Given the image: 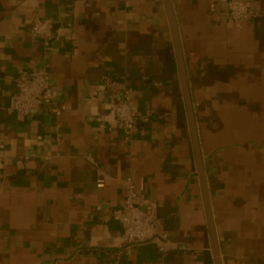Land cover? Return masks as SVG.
<instances>
[{
	"label": "crops",
	"instance_id": "crops-1",
	"mask_svg": "<svg viewBox=\"0 0 264 264\" xmlns=\"http://www.w3.org/2000/svg\"><path fill=\"white\" fill-rule=\"evenodd\" d=\"M172 1L223 257L264 264V0L242 28L227 0ZM34 11L54 21L50 51ZM44 65L54 103L8 112L19 72ZM106 75L133 89L138 131L117 127ZM131 176L167 237L117 256L108 209ZM0 264H214L163 0H0Z\"/></svg>",
	"mask_w": 264,
	"mask_h": 264
},
{
	"label": "built area",
	"instance_id": "built-area-1",
	"mask_svg": "<svg viewBox=\"0 0 264 264\" xmlns=\"http://www.w3.org/2000/svg\"><path fill=\"white\" fill-rule=\"evenodd\" d=\"M227 7L229 17L236 28H242L246 20L258 15L248 0H227ZM53 29L54 21L51 17L42 16L38 11L32 13L31 32L42 39L46 51L52 50L56 40ZM15 86L16 92L6 106L10 113L25 116L35 109L54 103L47 65L22 69L15 79ZM133 92L131 87H122L119 80L111 75L104 76L103 86L99 91L101 96L108 99L117 127L128 133L138 131L141 125L134 108ZM65 109V106H58L55 107V112L60 115ZM104 182V178L100 177L97 186L103 187ZM126 183L123 205L108 209L112 218L121 227L117 256L122 253L131 255L136 246L152 242L159 237H167L166 234H160L157 229V201L139 189L132 176L127 178ZM102 208L101 205H97L95 211L99 212ZM179 247L185 248L184 245ZM160 249L162 251L164 247Z\"/></svg>",
	"mask_w": 264,
	"mask_h": 264
},
{
	"label": "water",
	"instance_id": "water-1",
	"mask_svg": "<svg viewBox=\"0 0 264 264\" xmlns=\"http://www.w3.org/2000/svg\"><path fill=\"white\" fill-rule=\"evenodd\" d=\"M163 4L165 7V11H166V14H167V17L170 23V27H171V32H172L178 76H179L183 98L185 102L188 126H189L190 135H191L194 157H195V164H196V169H197L199 180H200V187H201V191L203 195L205 214H206V219H207V224H208V229H209L211 250H212L213 257H214V264H226V260L224 259L223 253L221 251V246H220L218 234H217V227H216L214 214H213L209 178H208L207 169H206L204 158H203V153H202V148H201V143H200V138H199V133H198L197 121H196V116H195L193 100L191 97L189 78H188L186 64H185V58H184V53H183L178 20H177L176 12L174 9L173 1L163 0Z\"/></svg>",
	"mask_w": 264,
	"mask_h": 264
}]
</instances>
